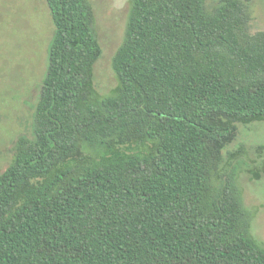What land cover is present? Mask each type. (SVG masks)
<instances>
[{
    "label": "trees",
    "instance_id": "1",
    "mask_svg": "<svg viewBox=\"0 0 264 264\" xmlns=\"http://www.w3.org/2000/svg\"><path fill=\"white\" fill-rule=\"evenodd\" d=\"M45 1L32 134L0 173V264H264L225 163L240 128L264 122L254 0H130L108 95L92 0Z\"/></svg>",
    "mask_w": 264,
    "mask_h": 264
},
{
    "label": "rangeland",
    "instance_id": "2",
    "mask_svg": "<svg viewBox=\"0 0 264 264\" xmlns=\"http://www.w3.org/2000/svg\"><path fill=\"white\" fill-rule=\"evenodd\" d=\"M103 55L95 65V87L108 95L117 85L112 61L121 46L130 12V0H92ZM218 1L210 2V8ZM251 32L264 31V0L251 3ZM54 33L45 0H0V173L11 162L20 135L32 134L35 104L48 66ZM238 153V158L232 154ZM264 159V122L240 128L239 139L225 153V163L238 167L244 204L255 212L254 237L264 245V175L252 172Z\"/></svg>",
    "mask_w": 264,
    "mask_h": 264
}]
</instances>
